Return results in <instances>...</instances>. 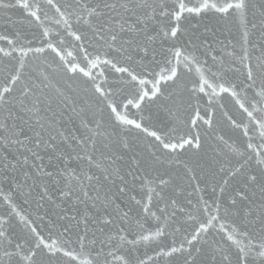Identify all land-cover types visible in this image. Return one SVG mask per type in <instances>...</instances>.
I'll return each mask as SVG.
<instances>
[{
  "label": "snow or ice",
  "instance_id": "6c2138e0",
  "mask_svg": "<svg viewBox=\"0 0 264 264\" xmlns=\"http://www.w3.org/2000/svg\"><path fill=\"white\" fill-rule=\"evenodd\" d=\"M0 264H264V0H0Z\"/></svg>",
  "mask_w": 264,
  "mask_h": 264
},
{
  "label": "water",
  "instance_id": "95a60500",
  "mask_svg": "<svg viewBox=\"0 0 264 264\" xmlns=\"http://www.w3.org/2000/svg\"><path fill=\"white\" fill-rule=\"evenodd\" d=\"M17 15H19V14H17ZM230 106V105H229Z\"/></svg>",
  "mask_w": 264,
  "mask_h": 264
}]
</instances>
